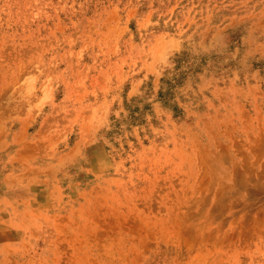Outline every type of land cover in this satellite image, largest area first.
<instances>
[{"label": "rangeland", "instance_id": "374dc122", "mask_svg": "<svg viewBox=\"0 0 264 264\" xmlns=\"http://www.w3.org/2000/svg\"><path fill=\"white\" fill-rule=\"evenodd\" d=\"M0 264H264V0H0Z\"/></svg>", "mask_w": 264, "mask_h": 264}]
</instances>
